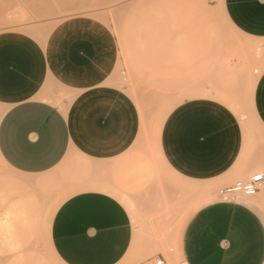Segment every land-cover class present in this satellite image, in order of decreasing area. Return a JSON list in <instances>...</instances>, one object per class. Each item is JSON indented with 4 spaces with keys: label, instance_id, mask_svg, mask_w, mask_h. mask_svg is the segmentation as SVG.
I'll return each mask as SVG.
<instances>
[{
    "label": "crops",
    "instance_id": "crops-1",
    "mask_svg": "<svg viewBox=\"0 0 264 264\" xmlns=\"http://www.w3.org/2000/svg\"><path fill=\"white\" fill-rule=\"evenodd\" d=\"M224 10L264 61V0H224ZM118 51L95 23H68L47 46L0 32V157L18 174L54 177L68 190L51 222L55 253L65 264H119L127 255L170 264L162 251L151 254L169 242L181 264H264V187L253 196L219 193L187 222V178L224 188L264 169V67L249 89L252 115L233 94L186 100L152 123L106 83ZM49 81L76 95L55 104Z\"/></svg>",
    "mask_w": 264,
    "mask_h": 264
},
{
    "label": "rangeland",
    "instance_id": "rangeland-1",
    "mask_svg": "<svg viewBox=\"0 0 264 264\" xmlns=\"http://www.w3.org/2000/svg\"><path fill=\"white\" fill-rule=\"evenodd\" d=\"M73 21L85 26L95 23L98 31H106L116 39L118 61L106 83L126 91L142 106L150 121L154 115L155 123L162 122L173 107L186 100L230 101L233 94L247 106L241 113H250L249 89L264 61L255 41L229 22L224 0H0V32L29 34L45 46L64 25ZM45 92L57 105L70 102L76 95L55 81H49ZM1 113L0 108V117ZM258 171L264 173V169L258 168L236 180ZM199 182L187 178V222L197 209L217 198L223 188L201 186ZM68 193L54 177L30 179L12 171L0 157V213L20 200L34 212L33 227L28 225L30 221H21L19 226L25 223L30 229L27 225L24 229L25 224L23 230L17 226L16 232L22 238L15 239L22 240L20 251L33 250L41 264L64 263L57 260L51 249L49 219L52 221L56 208ZM183 223L178 222L179 228ZM2 243L0 264L17 263L21 252ZM158 251L165 254L170 264H181L175 243H161L151 254ZM119 264L136 262L127 255Z\"/></svg>",
    "mask_w": 264,
    "mask_h": 264
},
{
    "label": "bare ground",
    "instance_id": "bare-ground-1",
    "mask_svg": "<svg viewBox=\"0 0 264 264\" xmlns=\"http://www.w3.org/2000/svg\"><path fill=\"white\" fill-rule=\"evenodd\" d=\"M210 186V185H209ZM114 192V191H113ZM28 198V197H27ZM30 199V198H29ZM9 200V199H8ZM7 200V201H8ZM122 200V199H121ZM38 201V200H37ZM36 200L34 201L35 202V205H37V202ZM17 202H19V203H17ZM34 202L32 201L31 203H32V207L33 208H35L36 209V206L34 205ZM5 203H7V202H5ZM12 203V202H11ZM18 204V205H16V206H13V204ZM22 203H24V201L22 202ZM10 204V203H9ZM21 207H20V206ZM34 205V206H33ZM24 206H25V203L24 204H21V200L20 201H14L12 204H10L9 205V207H7L6 208V210H4V212L3 213H0V231L2 232L0 235H1V237H2V240L0 241L1 243L2 242H4V245L5 244H7V246L6 247H8V249H10V250H17L20 254H19V256L17 255V258H18V260H17V263H15L14 261H12L11 263H9L8 262V264H41V262L39 263V260L37 261L36 260V255H35V253H33L32 251V253L33 254H31V252H30V250H29V252H26V251H20L21 250V246H22V248H23V243L21 242L22 240H16L15 238H17L18 239V237H19V239H21L22 237H20V236H22V235H20V234H18L19 232H16V228L18 229V227L17 226H19V223H21L22 224V222L21 221H30V224H28L29 226H32V225H34V219L33 218H35L33 215V213L34 212H32L31 211V209L30 208H28L27 206H25V208H24ZM30 209V210H29ZM29 211V213L27 212V211ZM27 212V213H26ZM31 213H32V215H31ZM29 215V217H27V215ZM26 215V216H25ZM52 218H53V216H52ZM27 219H30V220H27ZM32 219V220H31ZM51 219V218H50ZM49 219V222H50V228H49V225H47V227L49 228V230H51V220ZM34 220V221H33ZM34 222V223H33ZM28 223V222H27ZM20 224V226L19 227H21L22 228V226L25 224V223H23V225H21ZM27 224H25L23 227H24V229H26V226ZM27 225V226H28ZM28 226V227H29ZM27 227V228H28ZM33 227V226H32ZM31 227V228H32ZM48 228H47V231L49 232V230H48ZM29 229H30V227H29ZM22 230H23V228H22ZM21 230V231H22ZM32 230V229H31ZM26 231V230H25ZM22 232H24V231H22ZM51 232V231H50ZM50 232H49V234H50ZM30 233V232H29ZM17 234H18V236H17ZM3 235V236H2ZM20 235V236H19ZM29 236V235H28ZM25 237H27L26 236V233H25ZM24 241V240H23ZM25 241H27V240H25ZM24 241V242H25ZM3 244V243H2ZM4 247V246H3ZM2 247V248H3ZM27 248V247H26ZM6 249V248H5ZM31 249H32V247H31ZM34 249V248H33ZM51 249H52V245H51ZM28 250V249H27ZM7 251V250H6ZM54 253V256L55 257H57L56 259L57 260H59L60 258H59V256H57V254L55 253V251L54 250H52ZM3 255V254H2ZM33 255V256H32ZM9 257V256H8ZM7 259V258H6ZM59 261H61L60 263H62V260H59ZM58 261V262H59ZM5 264V263H4ZM63 264H65V263H63Z\"/></svg>",
    "mask_w": 264,
    "mask_h": 264
},
{
    "label": "built area",
    "instance_id": "built-area-1",
    "mask_svg": "<svg viewBox=\"0 0 264 264\" xmlns=\"http://www.w3.org/2000/svg\"><path fill=\"white\" fill-rule=\"evenodd\" d=\"M263 185L264 173L258 171L249 175L247 178L236 180L232 185L222 188L219 193L222 196H233L236 194L244 196H253L261 190ZM163 263V258H155V264Z\"/></svg>",
    "mask_w": 264,
    "mask_h": 264
}]
</instances>
